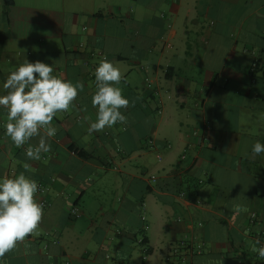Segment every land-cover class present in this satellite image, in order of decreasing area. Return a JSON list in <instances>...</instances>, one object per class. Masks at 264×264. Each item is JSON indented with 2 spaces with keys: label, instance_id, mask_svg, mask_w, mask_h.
<instances>
[{
  "label": "crops",
  "instance_id": "0c3cea01",
  "mask_svg": "<svg viewBox=\"0 0 264 264\" xmlns=\"http://www.w3.org/2000/svg\"><path fill=\"white\" fill-rule=\"evenodd\" d=\"M103 58L134 107L89 134ZM24 59L84 88L38 161L0 107V180L45 204L0 264H264V0H0V96Z\"/></svg>",
  "mask_w": 264,
  "mask_h": 264
},
{
  "label": "clouds",
  "instance_id": "9594fccd",
  "mask_svg": "<svg viewBox=\"0 0 264 264\" xmlns=\"http://www.w3.org/2000/svg\"><path fill=\"white\" fill-rule=\"evenodd\" d=\"M53 73V65L24 59L3 84L7 94L0 96V107L7 110L6 135L16 147L38 137L37 145L25 149L29 160L38 161L42 152L51 150L50 140L57 132L53 118L59 112L75 108L74 101L84 88L82 82L73 84ZM95 80L97 90L92 96V106L97 109L96 120L90 123L87 132H103L117 123L126 125L128 117L122 110L134 107V103L116 86L122 80L120 69L103 58L95 69ZM251 151L253 156L264 153V144L253 142ZM37 191L38 183L23 172L0 180V258L38 229L43 205L35 199ZM258 245L260 241L256 240L251 251L264 259V245Z\"/></svg>",
  "mask_w": 264,
  "mask_h": 264
},
{
  "label": "trees",
  "instance_id": "16d2710c",
  "mask_svg": "<svg viewBox=\"0 0 264 264\" xmlns=\"http://www.w3.org/2000/svg\"><path fill=\"white\" fill-rule=\"evenodd\" d=\"M4 2H5V4H6L7 6H11V5H13L14 0H4Z\"/></svg>",
  "mask_w": 264,
  "mask_h": 264
},
{
  "label": "built area",
  "instance_id": "2783aa9c",
  "mask_svg": "<svg viewBox=\"0 0 264 264\" xmlns=\"http://www.w3.org/2000/svg\"><path fill=\"white\" fill-rule=\"evenodd\" d=\"M255 67H256V66L254 65L253 70L255 69ZM159 159H160V158H159ZM150 179H151L152 181H155V180H156V176L153 175V176L150 177ZM42 205L45 206L44 203H43ZM183 244H184V243H183ZM198 252H200V250H198Z\"/></svg>",
  "mask_w": 264,
  "mask_h": 264
}]
</instances>
